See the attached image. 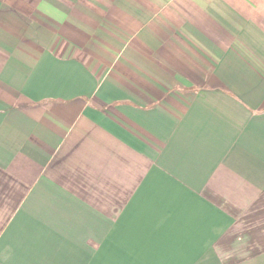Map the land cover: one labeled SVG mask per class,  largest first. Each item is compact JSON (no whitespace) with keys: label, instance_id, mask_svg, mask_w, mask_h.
<instances>
[{"label":"crops","instance_id":"crops-1","mask_svg":"<svg viewBox=\"0 0 264 264\" xmlns=\"http://www.w3.org/2000/svg\"><path fill=\"white\" fill-rule=\"evenodd\" d=\"M0 264H264V0H0Z\"/></svg>","mask_w":264,"mask_h":264}]
</instances>
